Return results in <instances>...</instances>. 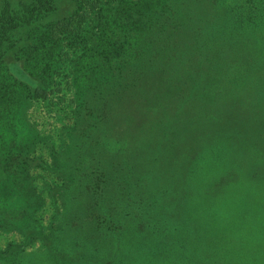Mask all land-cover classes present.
Wrapping results in <instances>:
<instances>
[{
    "label": "trees",
    "instance_id": "obj_1",
    "mask_svg": "<svg viewBox=\"0 0 264 264\" xmlns=\"http://www.w3.org/2000/svg\"><path fill=\"white\" fill-rule=\"evenodd\" d=\"M194 2L180 10L183 2L173 0H77L71 14L44 26L11 62L4 54L13 32L32 29L51 11V0L1 15L0 191L14 192L1 198L8 204L21 197L29 206L0 207V233L21 236L0 250V264L224 263L214 248L225 238L220 249L233 248L230 239L242 224L222 221L221 211L251 200L244 192L255 193L251 184L244 192L230 186L213 198V189L203 188L208 177L213 183V168L224 169L227 150H216L214 160L213 141L201 131L213 125L212 98L229 103L232 92L223 90L246 87L247 76L252 88L264 82L257 70L264 62V0H213V13L204 17L189 6L203 1ZM189 10L203 19L189 33L198 42L193 58L173 31ZM136 34L141 41L134 46ZM76 53L87 62H73L63 76L77 90L72 122L60 126L57 149L44 141V160L33 155L42 138L27 112L61 90L62 60ZM152 72L163 75L144 79ZM191 111L198 112L194 122L185 119ZM23 129L31 133L27 144L14 139ZM201 138L212 144L200 149ZM183 180L196 183V191L179 192ZM171 182L178 187L158 192ZM256 196L264 209V192ZM45 203L51 211L43 226L38 212Z\"/></svg>",
    "mask_w": 264,
    "mask_h": 264
},
{
    "label": "rangeland",
    "instance_id": "obj_2",
    "mask_svg": "<svg viewBox=\"0 0 264 264\" xmlns=\"http://www.w3.org/2000/svg\"><path fill=\"white\" fill-rule=\"evenodd\" d=\"M173 1L177 3L183 2L180 6V10L184 9V2H192L196 4V2H194L195 0ZM201 1H203L205 5L203 3H197V5L194 6L191 3L189 6H192L189 8L195 13L201 14L203 17L205 15L209 16L212 14L213 0ZM32 2H34V0H0V17L6 13L10 16H16L20 13V6L29 5ZM76 2L77 0H51V11L41 14L42 18L39 22L36 21V25H34L32 29L27 30L26 28H20L13 32L14 35L12 36L11 41H9V43L6 42L8 43L6 45H9L10 47L9 51H6L4 54V61L11 62L18 53L19 57H22L23 55L21 50L24 49V45L27 41H29V38H31V41H37L39 39L38 35L45 31L44 26L71 14L75 9V4H77ZM223 4L224 3L222 2V5ZM205 6H208L210 9H207ZM192 11L189 10L187 15L181 14V19L177 20L176 27L173 30L176 35L175 40L178 41L177 43L180 47L182 46L181 49H188V52L191 53L188 55V58L195 57L193 54L194 47L195 44L198 43L190 41L191 37L189 33L194 31L197 26H200V24L203 23V19L196 16ZM180 24H184L183 27L180 26ZM34 33H37V36L33 38L32 34ZM132 40L135 46L141 41V35H134ZM59 47L60 46L57 47L56 53L58 52ZM85 55L86 54L84 53H76V55L70 54L67 59L63 58L61 63V90H59V92L54 91L53 94L50 95L49 99L51 102L47 103V105H33V107H31L27 112V119L34 123L36 128L35 131L37 132L38 137L42 138L37 145V151L33 153V155L40 156L44 160H48L49 154L48 149L44 146L46 145L44 141L52 143L54 148L57 149L60 140H63L62 136H58L60 126H70L72 122L71 117L69 118L70 115H68V112L72 109L71 100L77 95V90H75L73 86L69 88L66 83L71 85V82L63 78V76L68 77V71L72 70L73 62L85 61ZM59 58L60 57L58 56L57 64H59ZM261 67L262 68H258L257 70H261L260 72H263L262 75H264V62ZM48 75L49 74L46 73V76ZM143 75L144 79H147L154 78V76L160 77L163 74L159 72H152L145 73ZM49 77L54 78L53 75H49ZM60 78L61 77H55V82L59 81ZM253 81L254 78L247 76L245 78V82H247L246 87L235 90H231L232 87L230 89L225 88L223 90L224 94H230L232 92L229 96H225L226 101L229 103L213 104L212 98L211 107L213 108V119L210 122H212L213 125H207L202 128L204 130L201 132L206 133L210 140L213 141L214 160L215 157H217V155H215L216 150L224 148L227 150L225 155L226 159H223L225 161L224 169L216 170L213 168V183L208 177L206 179V183L202 185L203 188L208 190L213 189V198L218 191H223L230 186L239 188L240 191L244 192L249 190V185L251 184L254 193L258 194L256 197H260V193L264 192V82L257 83L252 88L251 83ZM54 88L55 87L53 86L50 87L52 90H54ZM236 97L238 99L237 101L232 100V98ZM237 102H240L241 105H238ZM206 107L207 106L205 105V108ZM189 113L190 114H188L185 119L191 122L198 119V112L192 113L191 111ZM24 130L25 129L18 131L14 138L18 139V137H20V139H18L20 144H27L30 142L31 133L29 131L26 133ZM172 133V131L169 132V135L172 136ZM210 140L208 138L199 139L198 144L201 146L200 149L204 147V145L209 146V144H212L210 143ZM218 156L220 157L222 155L218 154ZM186 165L188 164L185 163L184 167ZM37 175L44 177V175L39 171L34 173V176ZM189 178L190 176L184 174L183 172V179L188 180ZM184 180L183 186H181V190L179 192H187L188 190L193 192L196 191L194 187L198 186L196 183L185 182ZM162 186H164V188L158 192L163 195L164 192L168 193L175 187H178L177 184H174L173 182L167 185L163 184ZM13 193V190L8 188L2 189V191H0V198L1 196H7V198L14 197ZM244 193L247 194L251 200L245 201L242 204H236L240 207L233 210L231 209L236 205L232 206L227 213L221 211L223 215L222 221L227 219V223H234L237 227L240 223L242 224L241 230L234 233V236L230 239L231 243L228 246H232L235 242H237L233 248L220 249L225 246V240L227 238L223 240L222 244H219V247L214 248L215 252L219 249L216 254L219 262L222 260L224 261L223 264H261V260L264 259V229H262L264 228V209L259 207V204L257 203L259 198H254L255 194L247 192ZM43 197L45 198V196ZM7 198L3 199V201L1 198L2 204L0 207L2 210L14 211V209H16L18 211L19 208H27L29 206V202L25 203L21 197L8 204L5 203ZM31 209L29 208L27 210L28 214H30ZM50 211L51 208L47 205V203H45V205L38 212L43 226L48 224L47 218L50 216ZM259 212L263 214L258 217L256 213ZM5 234L6 235L0 233V250L6 246L5 244L7 242L16 243L21 240V236L15 232H8ZM38 244L39 243L36 242L33 243L32 246L35 247ZM30 250L31 248H27L26 251ZM243 255L250 257L251 260L246 262L244 257L240 258V256Z\"/></svg>",
    "mask_w": 264,
    "mask_h": 264
}]
</instances>
